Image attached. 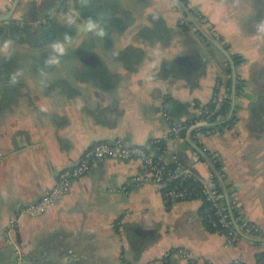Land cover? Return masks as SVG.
Returning <instances> with one entry per match:
<instances>
[{"label":"crops","instance_id":"crops-1","mask_svg":"<svg viewBox=\"0 0 264 264\" xmlns=\"http://www.w3.org/2000/svg\"><path fill=\"white\" fill-rule=\"evenodd\" d=\"M13 1L0 0V15ZM188 1L231 57H243L234 62L236 116L210 130L189 126L166 143L163 159L177 157L207 178L210 168L189 137L216 156L244 232L264 236V0ZM89 17L105 37L84 31ZM66 34L59 65L46 66L50 44ZM218 81L231 99L228 60L178 0H20L0 21V264H15L16 247L22 264H229L239 254L255 264L263 242L238 235L227 243L203 218L202 198L166 201L161 185L132 184L147 171L138 159L93 161L45 213L20 216L11 242L4 233L19 207L36 201L87 147L116 138L149 147L169 131L163 100L173 116L191 120Z\"/></svg>","mask_w":264,"mask_h":264},{"label":"built area","instance_id":"built-area-1","mask_svg":"<svg viewBox=\"0 0 264 264\" xmlns=\"http://www.w3.org/2000/svg\"><path fill=\"white\" fill-rule=\"evenodd\" d=\"M185 5L192 11V4L188 0H184ZM202 25L208 29L205 23ZM218 84L215 87L211 99L202 106L201 116L194 118L189 126L198 125L208 121L219 119L221 114H217L214 119L211 118L215 114V110L221 106L223 98L218 90ZM170 100L165 99L161 103V115L169 123V131L167 135L157 137L152 142L159 141L175 142L180 137V129L183 123L180 119L174 117L170 113ZM165 147V145H164ZM2 152L0 151V157ZM114 158L118 160H132L138 159L145 165L147 171L143 174H135L131 176L132 184L139 186L145 183H154L161 185V187L168 181L174 179L183 180L189 176L193 177L194 183L191 186H171L162 191L163 198L166 201L186 199L192 197H200L203 199L202 216L207 224L216 232L222 233L227 243H235L238 233L232 224L231 218L228 214L224 196L222 191L218 190L213 181L212 175L204 178L197 173H193L188 167L181 166L179 163L169 165L160 155L155 156L147 146L139 144H126L122 139L116 138L112 141H97L87 147L79 157V160L70 166L61 169L55 176L53 184L34 202L27 203L19 207L16 216L8 219L5 235L7 242H11L9 232L15 228L19 217L27 215L29 217L39 216L45 213L50 207L56 204L61 196L69 192L74 179L85 174L93 161L101 158ZM241 227V226H240ZM242 229V228H241ZM243 230V229H242ZM244 231V230H243ZM178 254L186 258L188 253L182 249L177 250ZM23 251L15 248V264H22ZM233 262L236 264H247L244 262L242 254L237 255ZM255 264H264V242L262 253L258 254Z\"/></svg>","mask_w":264,"mask_h":264},{"label":"water","instance_id":"water-1","mask_svg":"<svg viewBox=\"0 0 264 264\" xmlns=\"http://www.w3.org/2000/svg\"><path fill=\"white\" fill-rule=\"evenodd\" d=\"M20 0H14L11 7L9 8V10L7 11V13L0 15V21H4L10 18V16L12 15L13 11L16 9L17 4L19 3ZM181 7L184 9L185 13L188 15L189 21L195 26L196 30L208 41L210 42L212 45H214L217 49H219L223 55L226 57V59L228 60L229 63V67L231 70V102H230V107L229 110L227 112V114L220 118V119H216L213 121H208L205 123H201L198 125H195L193 127L190 128V132L197 128V127H204V126H218L221 124L226 123L233 115L234 113V109H235V104H236V83H237V74H236V68H235V63L230 55V53L227 51V49L225 48V46H223L213 35L212 33L205 28L202 23L197 19V17L194 16V14L191 12V10L185 5V3L182 0H178ZM189 142L192 145V147L199 153V155L206 161L207 165L209 166L211 173L214 175V177H216V179L219 182V185L221 187V191L223 193L224 199H225V203L226 206L228 207V211L230 214V218L232 221L233 226L235 227L238 235L243 236L247 239H250L252 241L255 242H264V236H250L248 234H246L241 227L239 226V224L237 223L234 214L232 212V209L230 207V196H229V191L225 182L224 177L221 175L220 171L217 169V167L214 165V163L212 162V160L210 159V157L207 155V153L205 152V150L200 147L199 145H197L193 139L191 137H189ZM144 232L146 231H140L141 234H144Z\"/></svg>","mask_w":264,"mask_h":264},{"label":"trees","instance_id":"trees-1","mask_svg":"<svg viewBox=\"0 0 264 264\" xmlns=\"http://www.w3.org/2000/svg\"><path fill=\"white\" fill-rule=\"evenodd\" d=\"M188 23H189V22H188ZM183 27L186 28V27H187L186 24H183ZM232 58H233L234 62H236V63H239V62H241V61L243 60V57H242L241 55H239L238 53H234V54L232 55ZM239 88H240V83L237 81V83H236V91H237V94L239 93ZM230 102H231L230 96H226L225 98H223V101H222V103H221V106H220L218 109L215 110V114L212 115L211 118L214 119L215 116H216L217 114L225 115V114L227 113L229 107H230ZM199 116H201V113H200L197 117H199ZM235 116H236V115H234V113H233L232 117L228 120L227 123H228V124H231V123L234 121ZM174 117H175V116H174ZM197 117H195V118H197ZM193 119H194V118H193ZM193 119L182 121V123H183V127L180 129V135H185V131H186V129L189 127V125L191 124V121H192ZM213 128H215V127H214V126L197 127V128H195V129L192 130V133H195V132H197V131L210 130V129H213ZM151 142H152V141H151ZM164 145H165V147H164ZM150 146H151V147H150ZM147 147H148V146H147ZM148 149L151 150L155 156L160 155V156L163 158V153H165L166 150H167V147H166V141H163V140H162V141H159V142H157V143L152 142V143L149 144ZM208 156L210 157V159L212 160V162L214 163V165L217 167V169L220 171V173H222L221 166H220L221 163H220V161L218 160V158H217L216 156H213V155L210 154V153H208ZM199 158H200V159H203L200 155H199ZM167 162H168V161H167ZM168 163H169V165H175L176 163H179L181 166L186 167V165H184L183 163H181V161H180L177 157H175V160H173L172 162H168ZM188 168H189V167H188ZM189 169H190V168H189ZM209 170H210V169H209ZM191 171H192L193 173H195L192 169H191ZM210 172H211V170H210ZM211 175H212L211 177H212V181H213L215 187H216L218 190L221 191V187H220V185H219L218 180L216 179V177H214V175H213L212 173H211ZM222 175H223V173H222ZM223 176H224V175H223ZM194 182H195V181L193 180V177H192V176H189V177H187V178H185V179H183V180H180V179H174V180H172V181H168L166 184H164V185L161 187V190L163 191V190H165L166 188H169V187H171V186H176V187H181V186H186V185H187V186H191V184L194 183ZM226 185H228V184L226 183ZM227 188H228V187H227ZM232 210H233V214H234V217H235L237 223L239 224V226H241V228H242L243 230H245L246 227H245L244 223L242 222V219L239 217L238 212L234 209V207H232ZM206 223H207V222H206ZM249 233H251V234H257V233L254 232V231H249ZM262 234H264V233H262ZM173 250L175 251V249H172L169 253H172ZM176 250H178V249H176ZM261 253H262V251H261L259 254H261ZM187 261H188V264H195V262H194L191 258H188ZM204 264H210V263H208L207 261H205ZM229 264H236V263H234V262L232 261V262L229 263Z\"/></svg>","mask_w":264,"mask_h":264},{"label":"clouds","instance_id":"clouds-1","mask_svg":"<svg viewBox=\"0 0 264 264\" xmlns=\"http://www.w3.org/2000/svg\"><path fill=\"white\" fill-rule=\"evenodd\" d=\"M87 0H85V3ZM76 17H70L68 19L69 24H73L76 22ZM261 30H264V24L261 26ZM84 31L92 33L94 36L103 38L106 35L105 29L96 21L89 17L86 22L84 23ZM70 42L69 36L66 34L64 37V42L59 40L54 41L50 44L51 53L48 58L45 60L46 66H55L59 65L61 57H63L66 53L65 43ZM7 47V45H5ZM11 82L13 84L16 83V76L11 77Z\"/></svg>","mask_w":264,"mask_h":264},{"label":"rangeland","instance_id":"rangeland-1","mask_svg":"<svg viewBox=\"0 0 264 264\" xmlns=\"http://www.w3.org/2000/svg\"><path fill=\"white\" fill-rule=\"evenodd\" d=\"M189 2V1H188ZM191 3V2H190ZM192 4V3H191ZM192 9H193V11L195 10V8L193 7V4H192ZM195 16V15H194ZM196 17V16H195ZM198 19V18H197ZM199 20V19H198ZM202 20V19H201ZM201 20H199L201 23H205L206 25H208L209 24V22L208 21H201Z\"/></svg>","mask_w":264,"mask_h":264},{"label":"flooded vegetation","instance_id":"flooded-vegetation-1","mask_svg":"<svg viewBox=\"0 0 264 264\" xmlns=\"http://www.w3.org/2000/svg\"><path fill=\"white\" fill-rule=\"evenodd\" d=\"M192 12V11H191ZM193 13V12H192Z\"/></svg>","mask_w":264,"mask_h":264}]
</instances>
